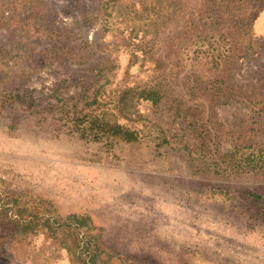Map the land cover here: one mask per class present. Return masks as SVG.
Here are the masks:
<instances>
[{
    "label": "rangeland",
    "instance_id": "rangeland-1",
    "mask_svg": "<svg viewBox=\"0 0 264 264\" xmlns=\"http://www.w3.org/2000/svg\"><path fill=\"white\" fill-rule=\"evenodd\" d=\"M263 201L264 0H0V264H264Z\"/></svg>",
    "mask_w": 264,
    "mask_h": 264
},
{
    "label": "trees",
    "instance_id": "trees-1",
    "mask_svg": "<svg viewBox=\"0 0 264 264\" xmlns=\"http://www.w3.org/2000/svg\"><path fill=\"white\" fill-rule=\"evenodd\" d=\"M137 98L141 99V101H146L151 105L156 104L158 100L157 93L153 90H141L138 92ZM79 123L80 121L73 122L76 127H78L77 124ZM87 134L91 137L92 141H98L104 138L106 141L105 143H108L109 140L115 139H120L124 143H129L134 142L137 139L135 132L126 129L117 123L108 125L102 122V120L97 119L92 120L91 123H89L87 130L81 131V137L85 138L87 137ZM245 159H253V157L249 154ZM254 200L259 201L257 197H254ZM262 207L264 208V201ZM69 219L73 220V225L76 226L78 230L84 225L82 222L83 219L81 218L70 216Z\"/></svg>",
    "mask_w": 264,
    "mask_h": 264
}]
</instances>
